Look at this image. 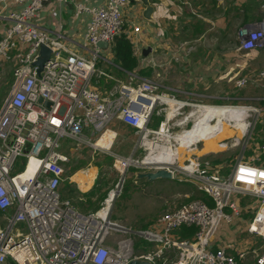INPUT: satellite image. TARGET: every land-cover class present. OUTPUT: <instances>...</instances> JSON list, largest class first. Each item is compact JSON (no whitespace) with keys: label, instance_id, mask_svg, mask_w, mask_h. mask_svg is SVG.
Instances as JSON below:
<instances>
[{"label":"built area","instance_id":"2783aa9c","mask_svg":"<svg viewBox=\"0 0 264 264\" xmlns=\"http://www.w3.org/2000/svg\"><path fill=\"white\" fill-rule=\"evenodd\" d=\"M62 1L0 0V67L10 66L0 103V264H7L9 257L16 264H129L133 258L152 264H264V249L258 253L249 237L256 235L264 246V163L256 158H237L225 175L214 173L199 158L191 166L188 158L179 165L173 155L172 163L157 165L206 192L211 202L193 198L164 213L149 229L136 231L144 245L137 251L129 239L119 241L117 248L105 245L108 213L100 214L105 205L83 215L60 195L71 155L83 148L108 150L112 144L107 146L106 134L111 131L114 138L109 128L114 120L143 135L159 132L163 123L168 131L165 121L158 130L147 126L156 105L187 102L158 92L161 85L154 76L127 72L122 79L101 66L111 63L101 51L111 50L114 36L123 30L122 7L130 0H105L91 8L80 44L86 54L67 47L61 30L53 35L34 21L46 3ZM138 31L139 24L126 30L134 46ZM237 38L238 50L264 53V15L240 26ZM98 40H107V47L96 46ZM41 44L51 51L38 70L33 62ZM259 74L264 78V69ZM246 80L239 77L234 84L241 87ZM21 157L25 160L18 169ZM31 159L35 167L28 171ZM128 159H117L121 172ZM247 213V234L237 240L238 228L232 224L246 219ZM181 226H193V234L181 235ZM228 230L231 240L225 241L222 236Z\"/></svg>","mask_w":264,"mask_h":264},{"label":"rangeland","instance_id":"374dc122","mask_svg":"<svg viewBox=\"0 0 264 264\" xmlns=\"http://www.w3.org/2000/svg\"><path fill=\"white\" fill-rule=\"evenodd\" d=\"M128 5H133V2L130 1ZM212 25L216 26V21L215 23L211 21L210 26ZM223 32V30L219 31L218 28L208 30L203 37L205 41L202 40V50H206L204 54H206L207 58H209L210 55L213 56L214 52L222 58H227L222 62L225 63L226 70L228 69L226 73L224 68L226 76H222L221 79L217 75L216 80L197 76L195 80L193 79L190 82L185 81L193 85L194 89L192 91L195 93L175 95L176 99L187 102L182 104L175 103L177 111L171 116L170 120L166 119V113H170L172 109L171 106L167 104H163V106L157 104L155 113L161 116V120L159 124L154 127L151 125L154 120L150 118L147 126L149 129L158 130L161 122L165 121L170 126L168 131L165 133H160V131L149 132L143 135L137 131L136 128L114 120L113 123L109 125V128L115 132L114 138L113 132L110 131L106 134V140H108L107 146L112 144L108 150L105 152L97 151L93 153L92 149L83 148L79 153L74 152L69 162L66 163L65 176L58 187L61 196V190L64 186L65 179L72 182V185L76 187L78 191H88L93 183L88 188L82 189L72 179V176L79 171L97 170L98 166L95 164L97 161L102 163L101 174L103 173V176L108 180L106 196L99 202L94 199L92 206L80 208L77 202V198H79L78 193L76 197L67 198L70 202V207L75 209L79 214L87 215L100 209L102 205H106L105 200L109 192L111 190H116V194L109 207L105 223L106 226L103 228V230L107 231L105 234V245L117 248V243L119 241L129 239L134 251L139 250L138 248H143L144 245L141 243L136 245L140 239L136 231L149 229L164 213L175 209L181 203L187 201V197L195 193L194 187L196 186L189 181L179 180L174 177H161L152 180L146 177H137L138 172L154 171L158 168L156 163L160 164L162 161H165V159L160 158L152 160L151 164L146 163L147 161H145V158L153 156L149 153L150 151L147 145L150 143L148 141L159 143L171 139V143H169L170 146L172 145L175 149H178V151L185 150L183 155L176 157L179 165H183L187 162L186 160L187 158L189 159V157L194 159L195 162L199 158L202 163H208L212 171L219 175H225L229 171L232 163L242 156L253 157L256 158L257 162L264 163V78L259 74V72L264 69V61H262L264 55L255 50L250 52L238 50L237 44L239 40L237 39V32L226 33L230 36L232 43L229 40V36ZM215 45L218 48H215ZM207 47H211L209 52ZM195 49L199 48L195 47L193 50ZM231 50L237 52V57L233 64L230 63V58L227 56ZM101 52L106 57H111L110 49ZM163 53H159L158 51L156 55L149 57V59H153L156 64L151 66L149 74L147 73V75H144L152 79H154L152 75L157 78V80H154L161 85L158 92L166 91L165 87L171 85L172 82V79L169 80L167 78L171 60L170 57ZM226 60L229 62H224ZM103 63L105 62H101L102 67L106 69L112 68L109 64L105 63V66ZM9 70V65H5L2 68L0 67V90L1 88L4 89L9 82ZM219 71L223 72L222 69H219ZM157 72L159 76H156ZM119 77L126 79L127 74H119ZM239 77H246L247 80L244 86L236 87L234 82ZM177 80L181 81L182 77L176 74L174 76L175 84H177ZM2 92H0V103L5 94V91ZM194 103H202V106L230 105L248 107L251 112H249L250 115L247 118L230 114L232 118L238 119L234 122L235 126L240 128L242 123H247V128L242 135H240V132L234 133L232 131L234 127H229V121L226 123L227 128H221L220 122L223 121L217 120V114H211L208 111L206 113H203V111L199 112L197 109H200V107L195 106ZM224 113L227 116L228 111ZM198 120L201 122L200 124H197ZM203 125H207V127H203ZM199 126L201 127L199 128ZM183 130H188L190 136L178 138V134ZM225 135L229 138L221 140L220 142L225 144L220 150H216L215 152V147L212 146V144ZM144 141H146L147 145L144 144ZM194 144L196 146H194ZM105 157H110L111 163H108ZM118 158L124 159V162H126L128 158L131 160L128 159L130 163L125 166L122 172L118 167ZM22 159L25 160L23 157L17 160L19 164L18 169L23 167V164L20 163ZM68 173L70 174L67 175ZM93 174H96L95 171ZM177 176H181V174L179 173ZM126 187H128L127 192H124ZM96 205L97 208H94ZM244 215H247L246 219L248 220L242 219L239 224H232V228H238L236 231L239 236L236 238L237 240L247 234L246 228L250 219V214L247 213ZM3 223L4 221L0 220V226H2ZM249 237L255 241L253 246L256 247L257 252H262L264 246L261 239L254 234H250ZM222 238L225 241H230V230H228L227 234L222 236Z\"/></svg>","mask_w":264,"mask_h":264},{"label":"crops","instance_id":"0c3cea01","mask_svg":"<svg viewBox=\"0 0 264 264\" xmlns=\"http://www.w3.org/2000/svg\"><path fill=\"white\" fill-rule=\"evenodd\" d=\"M104 1L64 0L59 5L55 2L46 3L37 11L34 21L48 29L53 35L56 31L61 30L64 35L62 41L67 47L86 54L87 52L80 47V44L84 41L83 34L91 17L90 10ZM130 1L133 2V5H124L122 12L127 31L134 24L140 25V31L136 33L138 42L137 46H135L140 66H153L146 61H142L141 58L146 57L149 59V57L156 55L158 51L159 53L164 52V55L170 57L171 63L167 78L169 80L172 79V82L171 85L164 86L166 91L163 92L173 96L195 93L192 91L194 89L193 85L185 81L195 80L197 76L212 80H216L217 75L221 79L222 76H226L228 69L226 70L225 63L222 62L227 58H222L215 54L214 47V54L213 56L210 55L211 57L209 56V58L204 54L206 50H202V40L205 41L203 37L208 30L218 28L219 31L226 30L236 33L240 26L250 24L264 15V0H166V3L152 0L154 4L152 14L154 22H151L142 17L141 10L143 6L141 3L136 0ZM258 15L262 16L257 17ZM196 17H199L204 22V29L201 33L192 35L189 29L193 26ZM211 21L214 23L216 21V26H210ZM227 22H229L228 25ZM59 23H61V26ZM3 28L4 25L0 23V32ZM148 46L151 47L150 52L145 56L142 55V49ZM195 47L199 49L193 50ZM210 48H208V52ZM215 48L218 47L215 45ZM227 56L230 58V63L233 64L237 57V52L231 50ZM107 59L111 63H105L112 67L108 69L116 75L115 68L119 66L112 60V51L111 57H107ZM224 62L229 61L226 60ZM105 63L104 65L106 66ZM219 69H222L223 72H220ZM176 74L182 77L181 81L177 80V84L174 83ZM220 126L221 128H227V124L224 122H220ZM232 131L238 133L237 128H233ZM227 138L229 137L226 135L222 136L217 142L212 144L215 147V151L220 150L224 146L225 143L220 141ZM94 171L96 174L92 178L91 184L94 182L98 172L97 170Z\"/></svg>","mask_w":264,"mask_h":264},{"label":"trees","instance_id":"16d2710c","mask_svg":"<svg viewBox=\"0 0 264 264\" xmlns=\"http://www.w3.org/2000/svg\"><path fill=\"white\" fill-rule=\"evenodd\" d=\"M260 16L262 15H258L257 17H260ZM228 24L229 22H227V25ZM125 27L126 25L124 24L123 30H121L118 34L114 36L113 41H112V46H111L112 60L114 61V63H116L119 66L118 68H115L116 75L117 76H119V74L124 75L126 74V72H136L141 75H147V73L149 74L151 70V66H140L139 56L137 55L136 48L133 42L131 41V39L128 37ZM203 29H204V22L199 17H196L193 23V26L189 29V31H191L192 35H195L197 33H201ZM224 33L226 34L229 32L225 30ZM6 88H7V85L4 87V89L1 88L0 92L6 91ZM203 113H206V111L203 110ZM151 119L154 120V122L151 125L156 127L159 124V121L161 120V116H159V114H156L154 111L151 116ZM235 120H238V119L237 118L229 119V123H230L229 127L231 126V127L237 128L238 133L240 132V135H242V133L246 130L248 124L242 123L239 128L235 126L234 124ZM200 127L201 126H199V128ZM203 127H207V125H203ZM170 140L171 139L169 140L167 139V141L159 142L157 144H155V142H150V144H148L147 147H149V151H150L149 153L153 156H148L147 158H145V161L148 162V161H152V160L160 159V158L166 159V152L169 151L170 149L175 148L172 145L171 146L169 145V142H171ZM184 151L185 150L178 152L176 157L179 155H183ZM105 159L107 160L108 163H111L110 157H105ZM95 164H97L98 166V169H97L98 172L89 190L85 192H80L78 191L76 187L72 185V182H70L68 179H65L64 186L61 190L62 197L73 198V197H76L78 193L79 198H77L78 199L77 202L80 208L85 207V206L86 207L92 206L94 203V199H96L98 202L101 201L106 196L108 180H106L107 178L103 176V173L101 174L102 163L97 161L95 162ZM69 174L70 173H68L67 175ZM127 189L128 187L125 188L124 192H127ZM194 191H195L194 195H191L186 198L187 201L193 198H200V199H204L208 201L209 203L211 202V199L209 198L206 192L199 190L196 187H194ZM95 207L97 208V205L94 206V208ZM0 220L4 221L3 213L1 210H0ZM178 232L181 235L191 236L194 232V227L193 226H181ZM139 242L140 241H138L136 245H138ZM7 264H16V263L9 257L7 259Z\"/></svg>","mask_w":264,"mask_h":264},{"label":"bare ground","instance_id":"6f19581e","mask_svg":"<svg viewBox=\"0 0 264 264\" xmlns=\"http://www.w3.org/2000/svg\"><path fill=\"white\" fill-rule=\"evenodd\" d=\"M170 106H171L172 109H171L170 113H168L167 120H170L171 119V116H173L174 113L177 111V107H175V102H173V101L170 102ZM203 110H205L206 112L208 111L211 114L212 113L213 114H217V120L218 121H223L225 124L229 121V119L231 117L230 114L240 115L241 117L247 118L250 115L249 112H251V110H249L248 107H244V106H230V105L229 106L203 105L202 107H200V109H197V111H199V112H201ZM225 111H228L227 116L224 113ZM200 123L201 122L198 120V123L197 124H200ZM166 131H167L166 125H165V123H163L162 126H161L160 133H165ZM168 136H170V135H168ZM187 136H190L188 130H183L180 134H178V138L179 137H187ZM101 140H102V138H101ZM148 142L150 143V141H148ZM201 142H203V141H201ZM169 143H171V142H169ZM144 144H146V141H144ZM155 144H157V142ZM194 146H196V145L194 144ZM181 151H183V150H181ZM178 152H180V151H178V149H175V148L174 149H170L169 151L166 152V159H165V161H162V163H160V164H158V163H156V164L157 165L170 164L172 162V156L173 155L176 156L178 154ZM189 159L191 161V163L189 165L191 166V165H193L195 163V160L192 159V158H190V157H189ZM146 163H150L151 164L152 162L151 161H148ZM34 167H35V161L33 159H31V162L29 164L28 171H32ZM93 177H94V174H93V169H92V170H87V171H79V172H76L72 176V179L82 189H86L91 184ZM110 194H111V196H110ZM115 194H116L115 190H111L109 192V195H108V197L106 199V205L100 211V214L102 215V217H104L105 214L108 213L109 207L111 205V202H112ZM109 198H110V200H109Z\"/></svg>","mask_w":264,"mask_h":264},{"label":"water","instance_id":"95a60500","mask_svg":"<svg viewBox=\"0 0 264 264\" xmlns=\"http://www.w3.org/2000/svg\"><path fill=\"white\" fill-rule=\"evenodd\" d=\"M140 2L143 6L141 10V15L144 19L154 22V17H153V11H154V4L152 3V0H136ZM162 3H166V0H159ZM108 45L107 40H98L96 42V46L101 47V48H106ZM151 50V47H144L142 49V55H147ZM50 47H48L45 44H41L39 48V54L37 56V59L33 62L34 65L38 66V70L42 68L43 63L45 60L49 58L50 55ZM41 100V98H39ZM46 105H48L47 101H44ZM137 177H146L149 180L155 179V178H171V172L168 169H165L163 167H160L154 171H144V172H138ZM129 264H152L150 261L146 259H141V258H133L129 261Z\"/></svg>","mask_w":264,"mask_h":264}]
</instances>
